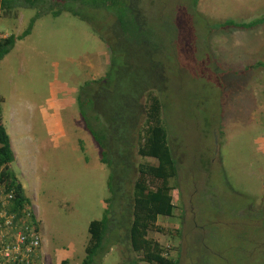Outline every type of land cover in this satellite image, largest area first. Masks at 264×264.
Returning <instances> with one entry per match:
<instances>
[{"label":"rangeland","instance_id":"obj_1","mask_svg":"<svg viewBox=\"0 0 264 264\" xmlns=\"http://www.w3.org/2000/svg\"><path fill=\"white\" fill-rule=\"evenodd\" d=\"M134 1L150 27L127 44L135 69L127 77L138 90L163 89V120L180 162L174 215L159 217L162 231L148 236L179 264L263 262L264 0ZM35 15L0 12V37L21 35ZM110 56L90 24L62 13L37 20L0 63L11 169L39 228L41 264H82L90 224L104 218L105 253L93 264H145L126 244L122 196L106 204L109 170L78 109L80 88L104 79Z\"/></svg>","mask_w":264,"mask_h":264},{"label":"trees","instance_id":"obj_2","mask_svg":"<svg viewBox=\"0 0 264 264\" xmlns=\"http://www.w3.org/2000/svg\"><path fill=\"white\" fill-rule=\"evenodd\" d=\"M132 2L135 3L134 0H0V12L4 14H10L13 7L36 11L21 35L0 37V63L18 41L31 34L34 24L44 16L58 17L62 13H70L91 25L111 56L104 79L84 83L77 102L86 130L101 149V163L109 170L111 196L106 199V204L110 205L113 199L120 200L122 196L128 222L125 241L133 252L140 255L141 262L179 264L178 259L168 257L166 249L148 236L150 230L162 231L157 226L159 217L174 215V181L178 177L180 162L163 120L160 97L163 89L150 86L146 91L138 90L136 81L127 77L129 72L134 75L135 71L133 66L128 68L125 60L127 44L150 27L141 18L144 15L139 13L136 3ZM72 3L76 5L72 7ZM103 20L110 22L106 33L102 31ZM223 26L244 27L234 22H226ZM123 70L125 74L121 73ZM139 158L153 159L157 165L140 162ZM14 162L11 137L2 123L0 101V186L7 194H13L9 210L16 214V219L25 218L38 227L34 215L27 209L29 201L25 189L11 169ZM107 230V218L90 224V240L82 264H93L96 256L104 255ZM245 253L249 254V251ZM245 257L250 258L249 255ZM62 264H67V261ZM251 264H264V261Z\"/></svg>","mask_w":264,"mask_h":264},{"label":"built area","instance_id":"obj_3","mask_svg":"<svg viewBox=\"0 0 264 264\" xmlns=\"http://www.w3.org/2000/svg\"><path fill=\"white\" fill-rule=\"evenodd\" d=\"M13 194L0 186V264H41L42 239L39 228L27 219H16L9 205Z\"/></svg>","mask_w":264,"mask_h":264},{"label":"crops","instance_id":"obj_4","mask_svg":"<svg viewBox=\"0 0 264 264\" xmlns=\"http://www.w3.org/2000/svg\"><path fill=\"white\" fill-rule=\"evenodd\" d=\"M12 149H13V147H12ZM14 151V150H13ZM15 163V162H14ZM24 187V186H23Z\"/></svg>","mask_w":264,"mask_h":264}]
</instances>
